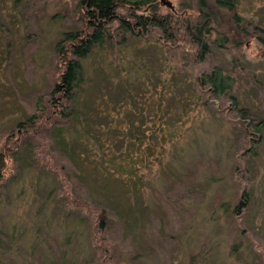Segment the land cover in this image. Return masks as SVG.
<instances>
[{
  "label": "rangeland",
  "instance_id": "rangeland-1",
  "mask_svg": "<svg viewBox=\"0 0 264 264\" xmlns=\"http://www.w3.org/2000/svg\"><path fill=\"white\" fill-rule=\"evenodd\" d=\"M170 1L175 9L179 0ZM71 4L0 0V264H264V126L255 155L239 158V132L220 113L221 105L232 111L231 101L206 94L207 104L199 103L181 69L184 53L165 50L152 38L129 37L124 48L109 40L85 59L84 68L88 97L96 96L100 111L121 101V76L136 86L132 108L107 116H121L122 130L137 122L146 133L156 129L146 114H154L152 100L160 94V127L170 132L160 137L163 148L139 158L143 176L133 190L121 195L111 188L114 203L100 185L82 193L80 207L60 201L59 192L76 176L54 136L61 121L50 123V111L38 110V123L23 133L22 120L38 95H48L54 40L80 26ZM235 6L250 38L235 47L212 44L196 71L220 66L228 75L223 91L234 96L245 119H258L264 112V0H235ZM167 9L159 4L161 12ZM88 107L92 124L105 128L103 113ZM126 110L128 119L137 113L138 120L123 122ZM6 134L15 139L3 143ZM236 183L246 187V199ZM238 200L243 204L233 213ZM100 222L105 233L97 238Z\"/></svg>",
  "mask_w": 264,
  "mask_h": 264
},
{
  "label": "trees",
  "instance_id": "trees-1",
  "mask_svg": "<svg viewBox=\"0 0 264 264\" xmlns=\"http://www.w3.org/2000/svg\"><path fill=\"white\" fill-rule=\"evenodd\" d=\"M71 2V14L79 17L80 26L61 31L60 36L54 40L52 45L54 62L51 66L53 76L48 95L46 97L38 95L22 120L25 125L23 133L31 132L29 127L38 123L36 115L38 110L47 108V112L50 111L48 115L53 116L48 120L50 123H55V120L61 121V125L54 130V136L61 144L59 149L66 161L76 171L74 184L69 182L68 189L65 187L59 192V199L63 204L70 207L84 205L82 193L86 191V194H91L97 185H100L97 188L104 189L109 195L106 198L111 199L110 203H114L111 188L117 187L122 190L121 195H125L129 192L128 189L133 190L134 186L139 185L143 176L139 171L141 163L139 158L146 159L155 148H163L160 137L165 133L166 136L170 134L168 129L160 127V121L161 123L165 121L161 117L164 105L160 100V94L152 100L151 111L154 114L149 115V112L146 114L151 123L156 121L158 127L152 128L148 133L140 127L142 124L134 123L138 120L137 113L128 119L130 110H126L127 114L124 113L126 115L123 114V122L129 120L128 122L132 121L134 124H129L125 130L119 128L121 116L119 119L116 116L111 119L107 117L111 116L109 112L115 114L119 111L124 112V108H132L131 98L137 89L136 86L127 84L122 76L119 80L123 93L121 101L111 100V107L104 112L98 110L96 104L93 105L96 96L88 97L91 91L88 85L91 81L84 68V62L109 40L116 45L121 42V47L124 48L122 44L127 42L129 37L143 40L152 38L165 50L184 53L187 64L181 69L195 88L198 102L202 105L207 104L206 94L210 99L217 100L226 95V99L232 103V113L224 112L221 109L222 105L220 113H224L226 120L239 132L235 139L234 152L238 153V149H241L238 155L242 159L255 155L264 126V112L258 119H245L248 114L243 112L242 107L235 105L234 96L223 91L224 79L228 75L222 72L220 66L213 64L208 71H196V64L204 58L212 44L222 46L227 42L225 44L228 47H235L250 38L251 34L244 31L240 25L241 16L236 11L235 0H179L174 10L167 9L164 12L159 10L160 3L157 0H71ZM148 3L151 4L147 6ZM185 9H193L195 13L193 15L186 13ZM125 48H128L127 45ZM234 58L236 57L233 56L232 59ZM176 72L178 73L179 69ZM88 104L92 106L95 114L103 113L105 128L92 124ZM48 115L45 116V120L48 119ZM71 121L79 122L80 127H73ZM127 137L131 140L123 144ZM2 139L3 143L5 141L8 144L15 138L6 134ZM1 160L2 157L0 162ZM146 164L145 161L144 165ZM62 166L60 165V168ZM90 171L93 176H89ZM61 172L66 173L65 170ZM4 177V169L0 163V182ZM236 187L240 189V196L244 199L246 187L240 186L239 183H236ZM242 204L241 201H236L231 212L236 213ZM103 233L104 227L100 222L96 237L102 238Z\"/></svg>",
  "mask_w": 264,
  "mask_h": 264
},
{
  "label": "water",
  "instance_id": "water-1",
  "mask_svg": "<svg viewBox=\"0 0 264 264\" xmlns=\"http://www.w3.org/2000/svg\"><path fill=\"white\" fill-rule=\"evenodd\" d=\"M160 4H162V5H165L166 7H168L169 9H171V10H174V8H173V4L171 3V1L170 0H157ZM151 3H148V5L147 6H149ZM146 6V7H147Z\"/></svg>",
  "mask_w": 264,
  "mask_h": 264
}]
</instances>
